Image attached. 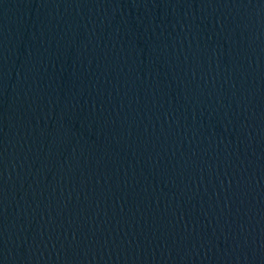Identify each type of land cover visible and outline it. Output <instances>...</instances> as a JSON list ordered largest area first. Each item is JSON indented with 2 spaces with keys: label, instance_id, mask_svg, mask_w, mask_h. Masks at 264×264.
I'll return each mask as SVG.
<instances>
[{
  "label": "water",
  "instance_id": "water-1",
  "mask_svg": "<svg viewBox=\"0 0 264 264\" xmlns=\"http://www.w3.org/2000/svg\"><path fill=\"white\" fill-rule=\"evenodd\" d=\"M0 264H264V0H0Z\"/></svg>",
  "mask_w": 264,
  "mask_h": 264
}]
</instances>
